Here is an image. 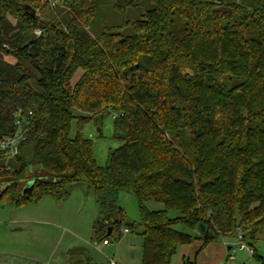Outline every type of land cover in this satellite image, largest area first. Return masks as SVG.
<instances>
[{"label": "trees", "instance_id": "1", "mask_svg": "<svg viewBox=\"0 0 264 264\" xmlns=\"http://www.w3.org/2000/svg\"><path fill=\"white\" fill-rule=\"evenodd\" d=\"M104 3L135 16L102 23ZM20 108L31 123L16 158L0 156V206L85 183L102 194L94 239L109 243L124 189L141 264H171L195 239L175 225L199 222L204 243L241 233L264 264V0H0V137ZM111 114L121 145L100 166L82 129Z\"/></svg>", "mask_w": 264, "mask_h": 264}, {"label": "rangeland", "instance_id": "2", "mask_svg": "<svg viewBox=\"0 0 264 264\" xmlns=\"http://www.w3.org/2000/svg\"><path fill=\"white\" fill-rule=\"evenodd\" d=\"M133 16L135 14L131 10H127L125 14L113 12L107 3L103 4L100 15L102 23L107 17L113 23ZM7 59L14 62L12 57ZM115 116H107L102 123L91 120L82 129L83 136L93 142L95 159L100 166H106L110 151L121 145L120 139L115 136ZM76 131L75 123L73 134ZM68 189L69 197L65 200L44 197L38 202L19 206L9 202L0 206V264H67L68 254L70 259L73 255L71 260L78 264H85L91 257L97 264H110L112 261L118 264L135 262L134 257L139 252L136 239L141 235L138 233L139 204L134 194L124 189H119L115 194L117 203L123 210L119 216L120 224L110 236V245L104 246L102 241L94 239L101 191L82 182L72 184ZM147 207L150 210H162L164 204L151 201ZM179 214V211H170L171 217ZM125 227L131 231L125 233ZM175 228L193 235L195 239L192 243H196V240L203 242L208 231L204 222H199L195 227L179 223ZM119 235L121 239L118 238ZM131 239L134 241L131 242ZM219 241L229 242L236 249L233 254L235 260L225 258L221 264H261L253 253L239 250L237 235H228ZM256 249L259 254L264 255V232ZM176 261L173 258L171 264H177ZM138 262L140 263L139 258Z\"/></svg>", "mask_w": 264, "mask_h": 264}, {"label": "crops", "instance_id": "3", "mask_svg": "<svg viewBox=\"0 0 264 264\" xmlns=\"http://www.w3.org/2000/svg\"><path fill=\"white\" fill-rule=\"evenodd\" d=\"M124 231H125V233H129L131 231V229L125 227ZM118 238L121 239V235H119ZM222 238L223 237L218 238V239L213 240L209 243H204L203 240H202L203 242L196 240L195 241L196 243H189V244L181 245L178 248V251L174 255L173 258H176L177 264H184L186 261H190L192 263L194 262L195 264H221V263H223L225 258L230 259L228 256H229V254L232 253V249H234L233 247L230 246L229 242L219 241ZM130 241L133 242L134 239H131ZM110 243H111V241L108 244H105L104 242H102V244L104 246H108V245H110ZM136 243L139 247V252L137 251V253L134 257L135 262H132V263L133 264H141L142 255H143V238H142V236L137 237ZM95 244H97V243H95ZM215 246H217V247H215ZM241 251H245V250H241ZM247 252L250 253L249 251H247ZM250 254H252V253H250ZM69 257H70V254H68L67 264H73L72 260H71L73 255H72L71 259ZM138 258L140 259V263L138 262ZM173 258H172V260H173ZM232 260H235V257ZM115 263L118 264L117 262H115ZM171 263H172V261H171ZM86 264H97V263L91 257L89 260H87Z\"/></svg>", "mask_w": 264, "mask_h": 264}, {"label": "built area", "instance_id": "4", "mask_svg": "<svg viewBox=\"0 0 264 264\" xmlns=\"http://www.w3.org/2000/svg\"><path fill=\"white\" fill-rule=\"evenodd\" d=\"M37 36L43 34L41 29L35 31ZM32 112L27 115L23 109H19L15 114V131L11 135L0 137V156H3L7 161L16 158L19 154L21 144L26 140L27 133L29 130V125L31 123L30 116ZM239 239V250H247L250 253H253V248L250 247L242 240V234L237 235ZM105 244H108V241H104ZM236 252V249H232V253L229 254V258L234 259L233 254ZM111 264H116L114 261Z\"/></svg>", "mask_w": 264, "mask_h": 264}, {"label": "water", "instance_id": "5", "mask_svg": "<svg viewBox=\"0 0 264 264\" xmlns=\"http://www.w3.org/2000/svg\"><path fill=\"white\" fill-rule=\"evenodd\" d=\"M27 10L31 13L32 16L35 15V10H33L31 7L28 6ZM33 186H34L33 181L28 182L23 188V194L25 195V194L29 193L32 190ZM110 232H111V229H110L109 233Z\"/></svg>", "mask_w": 264, "mask_h": 264}]
</instances>
